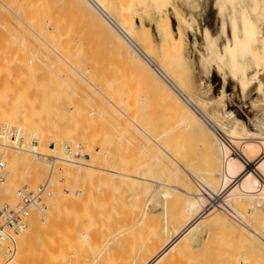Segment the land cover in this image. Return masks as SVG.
I'll use <instances>...</instances> for the list:
<instances>
[{
    "label": "bare ground",
    "instance_id": "1",
    "mask_svg": "<svg viewBox=\"0 0 264 264\" xmlns=\"http://www.w3.org/2000/svg\"><path fill=\"white\" fill-rule=\"evenodd\" d=\"M161 1L0 0V45L22 50V54L8 55L11 59L0 58V99H5L6 92L17 95L18 88L12 89L18 83L22 85L24 77L29 76L27 81H35V86L39 84L38 68L41 76L57 83V89L63 84L74 100L80 98V102L74 101L73 115L88 120L90 113L93 121V128L86 125V120L85 127H77L83 128L77 130L83 139L73 135L82 140L73 144L70 134L42 127L43 114L28 111L26 103L30 102H25V97L22 100L23 93L10 98L8 94L6 100H0V156L6 165L0 204L5 200L2 198L15 197L18 188L34 189L47 179L45 200L26 215L25 226L15 234V253L3 264H179L188 252L194 254L197 248H204L215 235L228 243L222 251L227 253L225 260L221 256L224 261L230 252L239 256L233 255L241 264H248L242 261L247 255L264 261V119L256 123L255 132L251 131L226 109L223 92L211 99L191 90L183 74L184 62L181 65L174 59L176 51L180 61L185 59L186 35L178 29L183 46L176 51L169 47L172 49L168 51L166 43L159 45L143 21L139 19V25L134 18L139 11L137 3H143L144 11L154 8L162 13L166 7L162 9ZM251 1H215L226 40L219 47L206 29L203 56L208 64L238 81L245 94L253 89L264 94V62L256 46L257 41L264 40V0ZM161 15L163 22L157 24V30L162 41H171L174 30L170 19ZM50 95L45 101L56 103L54 94ZM84 104L89 107L86 111ZM223 116L231 119L224 120ZM53 117L57 120L62 115L55 111ZM191 146L199 150H190ZM188 153L193 154L189 155L192 158ZM201 156L205 162L194 160ZM50 157L55 158L51 172L47 161ZM107 180V185L119 183L123 189L130 187V191L124 193L126 198H122L125 190L121 191V199L125 200L115 215L120 213L122 219L119 224L118 219H112L118 224L115 228H110V219L118 210L112 209L114 203L111 209L104 205L110 209L109 213L103 210L110 214L109 220H102L106 225L103 238L93 231V239H100L96 243L90 238L92 230L88 231L94 225L90 227L84 220L88 217H84L92 214L91 219L98 223L101 217L97 219L94 212L102 209L96 206L102 199L96 203L91 199L102 196L101 187L106 183L99 182ZM90 181L93 186L90 183L91 191H86ZM86 192L92 196L91 201L82 202L77 209V201ZM71 210L80 211L84 215L81 221L89 224L88 228L84 223L88 230L81 231L84 227L80 221L81 241L74 242L75 250V246L69 247L73 237L71 242L63 237V241L54 239L57 222L66 223L73 216ZM96 223L91 229L98 225L102 228L103 223ZM76 228L72 227L74 232ZM68 231L74 235L78 229L75 233ZM100 231L96 230L98 234ZM25 246H29L28 254L33 248L36 253L28 256ZM3 252L0 247V260Z\"/></svg>",
    "mask_w": 264,
    "mask_h": 264
},
{
    "label": "rangeland",
    "instance_id": "2",
    "mask_svg": "<svg viewBox=\"0 0 264 264\" xmlns=\"http://www.w3.org/2000/svg\"><path fill=\"white\" fill-rule=\"evenodd\" d=\"M161 1V0H160ZM164 1V4L162 5L163 7H162V9L164 8V7H166V8H164L163 9V11H162V13H159L156 9H154V8H151V10H150V12H149V10L148 9H146V11L147 12H149V13H147L146 11H144L145 10V6L143 5V3H141L142 5H140V3H139V5H138V3H137V10H139V11H137L136 12V14L134 15V18H135V20H136V22L139 24V22H141V21H143V24H144V26L145 27H147L146 29L148 30H150V34L154 37V39L157 41V43H159V45L160 44H163V43H166V45L165 44H163V45H165L166 47V49L168 50V49H172V48H169V47H173V49L172 50H174V48H175V51L177 50V49H181L182 48V46L183 45H181L182 43H181V37L177 34V30L179 29H181V31L186 35V41H185V43H184V60L183 61H180V59L179 58H177V51H176V53H175V51L172 53L171 52V50H170V52H171V54H176V56H175V60H176V62L177 63H179V64H181L182 65V63H183V65H182V67H184V65H185V71H186V73H185V71H184V69H183V74H184V76L186 77V81L188 82V84H189V86H190V88H191V90L192 91H194L195 92V90L197 91L198 90V92L200 93V94H202V95H204V96H207V97H209L210 96V98L211 99H217L221 94H222V92L224 93L223 95H222V102L224 103V106L226 107V109L227 110H231V111H233V113H234V115H235V117H237L243 124H245L246 125V127L249 129V130H251V131H256V129H257V125L260 123V121H262L263 119H264V94L262 93V92H260L259 90H257V89H253L252 91H250L249 93H244L243 92V90L241 89V87H240V83H238V81H236L235 79H233L232 78V76H230V74L229 73H227V72H225V73H223L222 71H219L213 64H211V63H209L208 64V62H206L205 60H204V54L206 53V43H205V40H204V37H203V34L206 32V31H208V30H206V29H209V33L212 35V36H214V39L216 40V42H217V44H218V46L219 47H223V45H224V43H225V40H226V35L223 33V31H222V24H221V21H222V18H221V15L219 14V12H218V10H217V5H216V0H162L161 2H163ZM165 1H168V2H165ZM253 1V0H252ZM251 1V2H252ZM166 4V5H165ZM165 5V6H164ZM139 7V8H138ZM161 9V10H162ZM161 14H164V15H166V16H168L169 17V22L171 23V27H172V29L174 30V31H172V33H173V37H172V39H171V41H169V38H168V40L167 39H165L166 41H162V39H161V32H159L158 30H157V24H161V22H163V21H161V17L163 16V15H161ZM179 16H181V17H183V19L180 21L179 19H178V17ZM139 19H141V21L139 20ZM190 20V21H189ZM262 20H264V18L262 19ZM261 20V21H262ZM142 23V22H141ZM141 23L139 24V25H141ZM189 23V24H188ZM264 23V22H263ZM190 25V26H189ZM180 26H181V28H180ZM221 27V28H220ZM178 30V31H179ZM169 37V36H168ZM264 39V38H263ZM160 41V42H159ZM264 40H262V41H260V43H259V41H257L258 43L256 44V46H258L259 47V52L257 53L258 55H259V58L261 59V62L263 63L264 62V42H263ZM168 43H169V46H168ZM171 45V46H170ZM0 58L1 57H12V55H14V54H16V53H18V54H22V50H15V49H9V48H11V47H8V46H3V45H0ZM6 49V50H5ZM10 51H9V50ZM3 50H5V51H3ZM11 50H12V52H11ZM15 51V52H14ZM169 51V50H168ZM9 52V53H8ZM4 54V55H3ZM9 55V56H8ZM9 57V58H10ZM11 59V58H10ZM174 60V61H175ZM182 62V63H181ZM204 64V65H203ZM180 65V66H181ZM15 69V68H14ZM17 69V68H16ZM15 69V70H16ZM4 70H5V68H4ZM7 70V69H6ZM5 70V71H6ZM206 71V72H205ZM37 73H38V76H39V78H38V80L37 81H39L40 83L39 84H36V86H35V81L33 82V84H34V86L36 87H34V89H36L37 91H34V89H33V84L30 82V81H27V79L29 78V76H28V78L27 77H24V78H26V79H22V80H25V82L24 81H22V85H21V83H18V84H16L17 86H15V87H13V91H16V89H17V95L16 94H13V95H15V96H18V93L20 92V94H22V95H20L21 96V98H22V100L23 99H27L28 97V99L26 100L25 99V102H30V103H26V105H28L27 106V109H29L28 111H30V113L31 114H39V113H41V114H43L42 115V119H43V125H42V127L45 129V130H59V131H61V133L62 134H64V135H68V134H70V139H71V137H73V141H74V143L73 144H75V143H77V142H79L78 140H80V138L77 140V139H74V136H76V138H77V135L79 136L80 135V132H78L77 130H79L78 128H79V125L80 126H82V127H85L88 123H89V125L91 124V127H92V125H93V121H92V118L89 116V114L90 113H88V112H86V113H88V116L91 118V122H90V118L87 116V118H88V120L87 119H85L84 117H82V119L80 118L81 116H77V117H79V118H77L76 116H75V114L73 115V111H72V107L74 106V101H77L78 100V102H80L79 100H80V98L79 99H73V97L71 96V95H69L68 94V92L64 89V86H63V84H60V88H58L59 89V91H57L58 89H57V83L56 84H54V81H53V79H51V78H49V77H43V76H41V72H40V70L37 68ZM188 79V80H187ZM226 79V80H225ZM29 80V79H28ZM55 80V79H54ZM36 81V82H37ZM23 82L25 83V84H23ZM27 82H28V85H26L27 84ZM29 82H30V84H32V86L31 85H29ZM38 83V82H37ZM225 83V84H224ZM41 84V85H40ZM42 84H44V85H42ZM24 85V86H23ZM37 85H39V87L37 86ZM13 86V85H12ZM28 86H31V87H28ZM52 86V87H51ZM24 87V88H23ZM27 87V88H26ZM41 87V88H40ZM50 87V88H49ZM31 89V90H28V91H26L27 89ZM43 88V89H42ZM46 88V89H45ZM53 88V89H52ZM55 88V89H54ZM23 89V90H22ZM38 90H42L41 91V93H39V91ZM56 90V91H55ZM13 91H12V93H13ZM24 91V92H23ZM44 91H46L45 93H44ZM53 92V93H51V92ZM48 92V93H47ZM226 92V93H225ZM15 93V92H14ZM27 93V94H26ZM9 93L8 92H6V93H4V95H6V97H7V95H8ZM51 94V95H50ZM54 94V95H53ZM3 94H2V96H4ZM13 95H8L9 96V98H10V96H12L13 97ZM46 95H50V96H52L53 95V97L55 98L54 99V101L56 102V103H54L53 104V97L50 99L51 101H52V103H50V101L48 102V101H45V100H47V98H48V96H46ZM20 96H18V97H20ZM26 96H28V97H26ZM35 96V97H34ZM40 96L42 97L41 98V100L42 99H44V101L46 102V103H48L47 105L45 104V102L43 103L42 101H40ZM46 96V97H45ZM6 97H4L5 99H2V97H1V101H3V100H6L7 98ZM25 97V98H24ZM36 98V99H35ZM38 98V99H37ZM21 100V102H24V101H22ZM30 100V101H29ZM37 100V101H36ZM6 102V101H5ZM78 102H76L77 103V105L80 107V104L78 103ZM85 102V101H84ZM20 103V102H19ZM29 104H30V106H29ZM84 105H86V104H84ZM29 107V108H28ZM82 107H85V106H82ZM86 107L87 108H84L83 110L84 111H86L89 107H88V105H86ZM55 111H57L59 114H61L62 115V117L61 118H58L57 120H55L54 119V117H53V112L55 113ZM224 112V111H223ZM76 117V118H75ZM68 119V120H67ZM222 119H224V120H228V119H231V118H228V117H225V116H223L222 117ZM79 120H81V122L79 121ZM84 120H86L85 121V123H86V125L84 124ZM256 123H257V125H256ZM82 124V125H81ZM83 124H84V126H83ZM88 125V126H89ZM74 126V127H73ZM87 126V127H88ZM78 127V128H77ZM90 127V126H89ZM90 127V128H91ZM73 128H75V129H73ZM81 128V127H80ZM93 128V127H92ZM81 130H83V128L81 129ZM81 130H79V131H81ZM75 132V133H74ZM79 133V134H78ZM81 134H82V132H81ZM13 133H12V136L11 137H13ZM74 135V136H73ZM83 135V134H82ZM69 137H67V138H69ZM80 137H81V135H80ZM83 137V136H82ZM81 137V139H83ZM70 139H69V141H70ZM77 142H76V141ZM82 140H80V142H81ZM71 142H72V139H71ZM196 147V146H195ZM194 146H191L190 147V150H192L191 148H194V150H196V149H198V148H195ZM3 148H0V155H1V153L3 152V150H2ZM189 150V151H190ZM199 150V149H198ZM193 152V151H192ZM200 152V151H199ZM197 153V151L195 152V154ZM194 154V155H195ZM205 154V153H204ZM189 155H193L192 153L190 154V153H188V157H191V156H189ZM200 155H202L201 153H200ZM197 156H198V154H197ZM203 156H205V155H203ZM192 158V157H191ZM195 158V157H194ZM193 158V159H194ZM197 158V157H196ZM194 159V160H198V161H196V162H199V163H202V161H200V159L201 160H205V158L203 157V159H202V156H201V158L200 157H198L197 159ZM45 159V158H44ZM54 160H55V158H48V165L50 164V172H51V170L53 169L52 167H54V165H53V162H54ZM205 162V161H204ZM205 165V163H203V166ZM49 171H47L48 172V176H49V174H50V172ZM48 176H47V178H48ZM99 179V178H98ZM97 180V179H96ZM96 180H95V183H98V182H96ZM102 180V179H101ZM103 180H105V179H103ZM98 181V180H97ZM112 181V180H111ZM110 181V182H111ZM113 182V181H112ZM43 183V184H42ZM87 183H89V184H87V187H88V185L89 186H91L92 185V182L90 181V182H87ZM90 183H91V185H90ZM103 183L105 184L106 183V186L104 185V186H102L101 187V192H102V196H98L99 197V199L97 198V199H95V198H92L91 200L92 201H94L95 200V203H96V201L98 200H100V197H101V201H99V203H97V207L99 208V206L98 205H100V208H102V209H99V211H98V209H95V210H97V211H95L94 213L96 214V216H95V214H94V216L97 218H99V217H101V218H99V220H97V222L99 223V224H102V228H103V225L106 227V225L104 224V222L105 221H103L102 222V220H105L106 218L109 220V217H107V216H109L108 214H107V212L108 211H110V209H111V207H113V205H114V208H112V209H117V210H115V211H117V213L115 212L114 214H112V216H111V221H110V228H115L119 223H120V220L122 219L121 218V216H120V213H119V216H117V215H115V214H118V212H120L119 211V208H120V206L122 205V201H124L125 199H121V195L123 194V197L122 198H126L125 197V195L126 194H124V193H127L128 191H130V187L128 188L127 186L126 187H124V189L122 188L123 187V185H122V187H121V185H119V183H118V185L116 184V183H113L114 185H111V184H108L107 185V183H109V181L107 180V181H100L99 182V185H103ZM38 185H44V188H46L47 187V179H43V181H41V182H39L38 183ZM38 185H36L35 187H37ZM93 186V185H92ZM108 186V187H107ZM112 186V187H111ZM120 186V188H122V189H120V188H118ZM87 187H85L86 188V191H91V189H90V187H88L89 188V190H88V188ZM108 188V189H106L105 191H102L103 189H105V188ZM125 188H127V190L125 189ZM35 189V188H34ZM124 191L125 190V192H123L122 194H121V191ZM132 190V189H131ZM115 193H117L116 195H115ZM131 193V192H130ZM85 194V193H84ZM84 194H81V197L80 198H82V199H80L79 198V200H82L81 202L78 200L77 202H78V207L79 208H77V209H80V205L82 206V202H84V201H86L85 203H89L91 200H90V198L92 197L90 194H88V192H86V194L84 195ZM104 194V195H103ZM82 195L83 196H86V197H84V199H83V197H82ZM89 195V196H88ZM111 195V196H110ZM113 195V196H112ZM88 196V197H87ZM91 196V197H90ZM105 196V197H104ZM5 197V196H4ZM18 196H17V192H16V194H15V197H14V195L13 196H11L10 198L11 199H8L7 197H5V198H2V200L3 199H5V200H7L8 199V201H10L11 203H15L16 201H17V198ZM45 197H46V190L44 191V194H42L41 195V198H42V201H44L45 200ZM108 197V198H107ZM103 198H104V201L106 202H103ZM107 199V200H106ZM89 200V201H88ZM108 200H109V202H108ZM97 201V202H98ZM80 202V203H79ZM101 202H102V204H101ZM126 202V201H125ZM94 203V202H93ZM110 203H111V205H110ZM114 203V204H113ZM105 204H107V205H105ZM113 204V205H112ZM126 204V203H125ZM88 205H92V204H88ZM105 205L106 206V208L108 207V205H109V208H108V210L105 208V206L103 207V206ZM116 205H117V207H116ZM89 206V207H90ZM126 207H128V206H126ZM96 208V207H95ZM104 208V209H103ZM106 209V213L103 211V210H105ZM103 211V212H101V211ZM29 211H33V210H29ZM70 212H72L73 213V216L71 215V218H69V220H66V223L62 220H59L57 223V231L55 232V233H57L56 235H55V238L54 239H56L55 241H60L61 239H62V237H63V239H68V242H73V245H72V242H71V244H70V248H74V246L75 245H77L78 244V242L80 243V238H81V231H83V230H88V228H89V224H90V227H91V225H94V227H95V220H93V219H91L92 217V214H88V216L87 215H85V217H84V215L80 212V211H78V210H76V212L75 211H70ZM78 213V214H77ZM89 213V212H88ZM101 213H103V215H105L106 214V216H103ZM109 213V212H108ZM71 214V213H70ZM74 214H76V215H74ZM83 216H82V215ZM79 215H81V216H79ZM91 215V216H90ZM102 215V216H101ZM70 216V215H69ZM75 216V218H73ZM77 216V217H76ZM113 216H115V217H117V218H114ZM80 217H84V218H86V217H90L89 218V220L91 219V220H93L94 221V224L91 222V221H89L88 220V218L87 219H84L87 223L89 222V224H87V223H85V221H81L82 220V218H80ZM103 217H105L104 219H102ZM96 218H94V219H96ZM97 218V219H98ZM71 219L72 220H78L79 221V223H77L76 224V222H78L77 220L74 222L75 223V226H73L74 224H72L73 222L71 221ZM112 219H114L115 220V222H116V219H118L117 220V223H116V225L112 222L113 220ZM108 220L106 221V222H108ZM80 221H81V223L83 224V226H82V228L84 227V228H86V229H82L81 231H80V229L79 228H81V226L79 225L80 224ZM119 221V222H118ZM72 222V223H71ZM91 222V223H90ZM102 222V223H101ZM63 223V224H62ZM71 225H70V224ZM87 224V227H86V225L85 224ZM98 223H96V225H98ZM113 224V226H112V224ZM60 224V225H59ZM61 224L64 226V228H63V226H61ZM68 224V225H67ZM81 224V225H82ZM67 225V231H66V233H65V230H66V228H65V226ZM79 225V226H78ZM114 225H115V227H114ZM58 226H61V227H58ZM74 227V229L76 228V226H77V228H76V230H75V232L77 231V229H78V231H80V232H74V229H72V227ZM93 227V226H92ZM91 227V228H92ZM93 227V228H94ZM99 227H100V229L102 230V228H101V226L100 225H98V228L96 227V229H91V228H89V230L88 231H91L92 230V232H91V237L90 238H92V240H93V242H94V240H95V242L97 243V241H99L100 239H101V237H102V235L101 234H103L104 233V228H103V230H102V233H101V231L99 230ZM70 228V229H69ZM73 231H72V230ZM98 229V232L100 231V234H98V232H96V230ZM64 230V231H63ZM68 230H70V231H72V232H74L76 235H77V233H79L78 234V237L74 234V235H72L73 233H71V232H69ZM95 230V233H97V235H98V237L100 238H98V240H96L95 238L93 239V237H96L95 235V233H93V231ZM62 232V233H61ZM67 232H69V234L70 235H72L71 237H69V235H67ZM59 233H60V235H59ZM65 234H66V237H65ZM92 234H93V236H92ZM57 235H59V237L57 236ZM62 235V236H61ZM101 237H100V236ZM104 235V234H103ZM61 236V237H60ZM68 236V237H67ZM214 236V235H213ZM216 236L217 235H215L214 237L215 238H213V240L211 241V239H210V241L211 242H214L213 244L211 243V242H209V239H208V242H207V244L209 243V245H210V243H211V245L212 246H210L209 248L207 247L208 245L206 244V246L203 248V245H202V247H200V248H197L196 250H194V254H193V251L191 252H188L184 257H183V259L181 260V262L179 263V264H191V262L193 263V264H218V263H220V264H222L221 262H224L223 264H239L240 263V261H236V260H239V259H235V257H236V255H234L235 253V251H239L237 248L235 249V251L233 252L232 250H234V249H232L231 251L234 253V254H232L231 252H230V257H226V261H227V263H226V261H224L225 260V256L224 255H226L227 256V253L225 254V252H222L224 249H227L226 247H228V243H226L225 241H224V238H222V240H221V237H220V239L218 238H216ZM51 237V238H50ZM50 237H47L48 238V240H50V239H52V237H54V235L53 236H50ZM73 237V240L71 239V241H70V238H72ZM75 237V238H74ZM104 237V236H103ZM102 237V238H103ZM46 238V237H45ZM59 238H60V240H59ZM54 239H53V241H54ZM63 239H62V241H63ZM66 239V240H67ZM79 239V240H78ZM77 240V244L76 243H74L75 241ZM215 240V241H214ZM91 241V240H90ZM225 242V243H224ZM32 244V247H33V243H31ZM31 244H29V245H31ZM36 244V243H35ZM34 244V245H35ZM226 244V245H225ZM83 245V249H85L86 248V245L84 246V244H81V246ZM38 246V245H37ZM39 246H41L42 247V245H39ZM73 246V247H72ZM218 246V247H217ZM26 248H24V249H26L25 251H27V249H28V247L27 246H25ZM31 247V248H32ZM207 247V248H206ZM214 247V248H213ZM233 247H235V245L233 246ZM38 248V247H37ZM70 248H68L67 247V251H68V249H69V251L71 250ZM77 248L78 249H81L82 250V248H80V245H78L77 246ZM212 248H213V250H214V252H215V254H214V252L212 251ZM215 248L217 249V250H215ZM221 248V249H220ZM76 249V246H75V248H74V250ZM90 249V247L87 245V251ZM206 249V253H204L205 250ZM211 249V250H210ZM230 249V248H229ZM31 250V249H30ZM33 250H35L34 248H33ZM33 250L31 251V253L32 254H28V252H30V251H27V253L26 254H28V256H31V255H33V254H35L36 253V251L35 252H33ZM86 250V249H85ZM84 250V251H85ZM199 250V251H198ZM202 250L204 251L203 252V254H206V255H204L205 257H203L201 254H202ZM72 251H73V249H72ZM83 251V250H82ZM198 251V252H197ZM212 251V252H211ZM217 251H218V253H217ZM201 252V253H200ZM236 252V254H238ZM83 253H86V252H83ZM200 253V254H199ZM223 253V254H222ZM100 254L102 255V254H104L103 252H100ZM190 254V255H189ZM191 254H192V256H191ZM199 254V255H198ZM189 255V256H188ZM200 255H201V260H199L200 259ZM223 255V256H222ZM228 255V256H229ZM231 255H232V257H231ZM233 255L235 256V257H233ZM196 256H199V257H197V260H196ZM221 256L224 258V260H223V258H221ZM216 257V258H215ZM237 257H239V256H237ZM236 257V258H237ZM190 258V259H189ZM194 258V259H193ZM203 258H205L207 261L208 260H211L210 262L208 261H206L205 259L203 260ZM209 258V259H208ZM219 258H221L222 260H219ZM233 259V261H232V259ZM244 258V259H243ZM242 258V261H246V262H248V264H264V261H263V258H261V257H258V256H255V255H247V257L245 256V257H243ZM189 259V260H188ZM193 259V260H192ZM3 260V258L0 260V261H2ZM199 260V261H198ZM213 260H214V263H213ZM189 263H188V262ZM191 261V262H190ZM195 261V262H194ZM200 261H202V262H200ZM230 261V262H229ZM186 262V263H185ZM197 262V263H196ZM200 262V263H199ZM205 262H207V263H205ZM217 262V263H216ZM237 262V263H236ZM254 262V263H253ZM241 264V263H240Z\"/></svg>",
    "mask_w": 264,
    "mask_h": 264
},
{
    "label": "built area",
    "instance_id": "3",
    "mask_svg": "<svg viewBox=\"0 0 264 264\" xmlns=\"http://www.w3.org/2000/svg\"><path fill=\"white\" fill-rule=\"evenodd\" d=\"M244 162L246 160L242 158ZM247 163V162H246ZM5 161L0 156V185L5 178ZM44 186L39 185L35 189L18 188L17 201L11 203L8 200L0 204V247H3V260L0 264L8 261L15 253V234L25 226L26 215L29 210L42 202L41 195Z\"/></svg>",
    "mask_w": 264,
    "mask_h": 264
}]
</instances>
